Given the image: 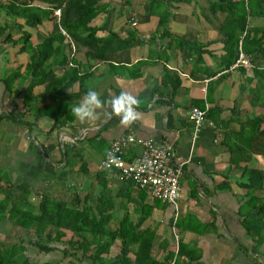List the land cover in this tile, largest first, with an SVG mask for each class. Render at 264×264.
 I'll return each instance as SVG.
<instances>
[{
    "label": "crops",
    "instance_id": "obj_1",
    "mask_svg": "<svg viewBox=\"0 0 264 264\" xmlns=\"http://www.w3.org/2000/svg\"><path fill=\"white\" fill-rule=\"evenodd\" d=\"M215 1L170 4L169 34H163L158 29L159 17L146 6L148 0H100L90 25L97 29L95 36L105 40L99 45L104 56L94 55L101 53H96L95 45L91 48L72 41L68 64L52 68L57 77L72 76L73 69L79 76L51 106L60 108L62 116L66 112L74 116L58 126H54L55 117L38 115L40 105L52 101L44 84L33 87L36 99L24 105L33 77L26 71L29 56L20 52L19 38L27 30L32 41L39 43L58 31L59 20L53 17L32 27L0 5V25H7L6 33L19 40L4 42V35L0 36V200L2 189L9 185L18 192L21 186L30 189L33 207L42 193L80 206L105 193L107 207L111 198L116 205L110 212L136 219V206L151 204L153 198L148 195L143 201L141 190L117 171L100 168L111 142L133 133L159 144L172 143L174 161L184 162L176 225L174 207L163 202L142 225L154 231V252L160 260L170 252L175 259L183 242L199 249L201 257L194 264H264V244L255 251L256 243L241 222L239 208L246 200V190L240 186V169L230 161L231 147L238 141L236 133L264 115V0H250L241 34L253 62L250 70L231 69L235 53L228 51L222 34L229 11L212 10ZM112 32L118 38H108ZM134 32L140 42L135 36V43L123 47L122 39ZM14 70L21 74L12 81L10 91L4 79ZM88 90L97 91L102 103L94 106L93 119L81 121L71 108ZM122 92L139 101L133 105L138 118L128 125L112 105ZM195 106L208 109L196 136L191 117ZM251 143L250 166L264 168V136L256 134ZM37 240L35 228L22 229L10 219L0 220V251L23 244L31 264L62 259L61 245L48 251Z\"/></svg>",
    "mask_w": 264,
    "mask_h": 264
},
{
    "label": "trees",
    "instance_id": "obj_2",
    "mask_svg": "<svg viewBox=\"0 0 264 264\" xmlns=\"http://www.w3.org/2000/svg\"><path fill=\"white\" fill-rule=\"evenodd\" d=\"M123 1L131 2V0ZM191 1L148 0L146 6L150 13L159 17L158 29L163 34H169L167 24L171 13L168 6L173 3ZM0 5L7 14L23 18L25 23L32 27H37L53 17L58 18V31L47 34L41 42L35 44L31 39V32L27 30L22 31L19 38L22 43L20 52L27 53L29 56L26 71L33 77L23 101L25 106L32 105L36 99L33 87L44 84L47 97L49 95L52 101L40 105L38 115L49 114L55 117L54 126L73 118L74 116L68 112L62 116L59 112L60 108L53 109L51 106L54 100L63 96L68 86L79 78L77 69L72 70V76L65 73L57 77L53 75L52 68L54 65L68 64V46L72 41L91 48L95 45L96 53L100 50L101 53L94 55L97 58L104 56L105 52L100 49L99 45L102 42L105 43V40L97 38L95 36L97 29L90 25L100 9V0H6ZM247 7H251L250 0H216L212 5V10L226 9L229 11L225 19L226 24L222 27V34L228 43V51L231 54L235 53L229 65L233 64L238 57L240 42L242 49L247 50L246 37L241 38L247 21ZM56 9H61L60 16L54 13ZM239 10L242 13H239ZM7 29V25H0V36L4 35L3 41L18 42L19 40H15L10 32L6 33ZM135 36L139 43L137 32H134L122 39L123 47L132 42L135 43ZM112 37L118 38V34L112 32L108 38ZM19 74L21 70H14L4 79L8 90H12V81ZM212 112L213 110L209 114ZM263 123L264 115L257 116L249 126L236 133L238 141L231 147L230 152L231 163L238 166L241 171L240 186L246 190V200L239 208L241 222L256 243L255 251H258L264 244V168L252 167L249 162L252 158L251 141L253 137L256 134L264 136ZM131 148L130 152L128 149L124 154L127 162H131L142 151L141 145H134ZM2 177L0 172V183ZM123 179L129 185L135 186L131 179ZM16 189L13 185L2 189L0 220L10 219L15 226L22 229L35 228L38 237L36 243L43 249L52 251L61 245L63 247L60 249L63 254L62 259L57 263L48 261V264H170L174 259L170 252L163 260H160L154 252V231L149 227L142 228L153 209L163 202L161 199L153 198L151 204L144 203L142 206H136L135 209L139 216L132 219L129 216H115L113 212H110L116 205H114V198H111V205L107 207L108 196L105 193L82 206L70 205L63 200L42 193L37 207H33L30 199L31 190L25 186H21L18 189L19 192ZM140 190V197L144 201L148 193ZM163 203L168 204V202ZM113 250H117L115 255L112 254ZM200 257L197 247L180 242L174 264H194V261L199 260ZM18 263L31 264L25 254L23 244H14L0 251V264Z\"/></svg>",
    "mask_w": 264,
    "mask_h": 264
},
{
    "label": "built area",
    "instance_id": "obj_3",
    "mask_svg": "<svg viewBox=\"0 0 264 264\" xmlns=\"http://www.w3.org/2000/svg\"><path fill=\"white\" fill-rule=\"evenodd\" d=\"M54 13L60 16L61 9H56ZM63 32L66 33L64 30ZM238 67L247 70L253 67V62L242 49L241 42L238 57L231 65V69ZM207 113V108L195 106L191 109V117L195 125V136L206 121ZM134 145H141L142 151L131 162H127L124 159V154L126 150ZM175 155L176 152L172 143L159 144L152 139H145L133 133H128L111 142L108 155L102 159L100 168L117 171L123 178L131 179L137 188L145 190L151 198H158L171 204L175 209V226L178 219L180 180L184 172V162L176 163L174 161ZM174 261L170 264H174Z\"/></svg>",
    "mask_w": 264,
    "mask_h": 264
},
{
    "label": "clouds",
    "instance_id": "obj_4",
    "mask_svg": "<svg viewBox=\"0 0 264 264\" xmlns=\"http://www.w3.org/2000/svg\"><path fill=\"white\" fill-rule=\"evenodd\" d=\"M100 94L95 90H88L83 100L71 108V112L75 114L81 121L94 118V106L101 105ZM139 101L130 93L122 92L118 97L114 98L112 105L117 115L122 113L121 119L125 125L131 124L138 118V113L133 105ZM111 156V153L109 154Z\"/></svg>",
    "mask_w": 264,
    "mask_h": 264
},
{
    "label": "rangeland",
    "instance_id": "obj_5",
    "mask_svg": "<svg viewBox=\"0 0 264 264\" xmlns=\"http://www.w3.org/2000/svg\"><path fill=\"white\" fill-rule=\"evenodd\" d=\"M116 252H117V250H113L112 254H113V255H115V254H116Z\"/></svg>",
    "mask_w": 264,
    "mask_h": 264
}]
</instances>
